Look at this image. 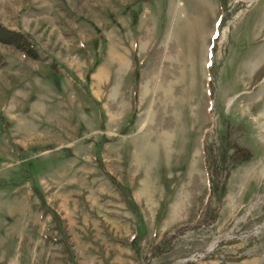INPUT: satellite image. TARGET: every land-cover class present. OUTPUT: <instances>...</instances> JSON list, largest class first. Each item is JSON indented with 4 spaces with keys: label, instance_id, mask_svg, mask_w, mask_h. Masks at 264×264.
Here are the masks:
<instances>
[{
    "label": "rangeland",
    "instance_id": "1",
    "mask_svg": "<svg viewBox=\"0 0 264 264\" xmlns=\"http://www.w3.org/2000/svg\"><path fill=\"white\" fill-rule=\"evenodd\" d=\"M196 1L0 0V264H264L255 0Z\"/></svg>",
    "mask_w": 264,
    "mask_h": 264
},
{
    "label": "crops",
    "instance_id": "2",
    "mask_svg": "<svg viewBox=\"0 0 264 264\" xmlns=\"http://www.w3.org/2000/svg\"><path fill=\"white\" fill-rule=\"evenodd\" d=\"M196 5H199L201 8V14H197V16H206L214 20V23L218 21L219 15L217 14L218 10L221 7V0H197L195 2ZM228 4V0H227ZM254 6V7H253ZM203 7L206 8L204 11ZM253 7L256 13V23L254 29V38L257 39L260 44L258 47L253 49L254 54L249 57L250 60L247 62L246 72L256 73L259 72L261 67L264 66V0H255ZM251 7L248 9L247 13L250 11ZM245 14V18L247 16ZM217 29H212L211 36L214 37V34ZM251 62L253 64H251Z\"/></svg>",
    "mask_w": 264,
    "mask_h": 264
},
{
    "label": "trees",
    "instance_id": "3",
    "mask_svg": "<svg viewBox=\"0 0 264 264\" xmlns=\"http://www.w3.org/2000/svg\"><path fill=\"white\" fill-rule=\"evenodd\" d=\"M0 41L4 43H11L15 45L16 47L23 50L27 55H29L31 58H36L38 56L37 48L35 45L31 42L30 37L20 31L16 30L10 27L5 26L2 22H0ZM245 152V149L242 150L241 158L238 160L237 156L231 155V159H235L241 161L243 153ZM217 177L219 176L216 173ZM209 177V191L211 194L215 195L217 197V200L219 201L224 193L226 181L223 180H214L212 176ZM53 215L56 214L53 212Z\"/></svg>",
    "mask_w": 264,
    "mask_h": 264
},
{
    "label": "bare ground",
    "instance_id": "4",
    "mask_svg": "<svg viewBox=\"0 0 264 264\" xmlns=\"http://www.w3.org/2000/svg\"><path fill=\"white\" fill-rule=\"evenodd\" d=\"M121 62H124V58H123V57H121L120 60L118 59V63H121ZM253 63H254V62H253ZM253 63L251 62V64H253ZM145 87H146V88L149 87V82H146V83H145Z\"/></svg>",
    "mask_w": 264,
    "mask_h": 264
}]
</instances>
